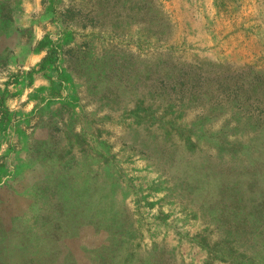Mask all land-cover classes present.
<instances>
[{"label":"rangeland","instance_id":"rangeland-1","mask_svg":"<svg viewBox=\"0 0 264 264\" xmlns=\"http://www.w3.org/2000/svg\"><path fill=\"white\" fill-rule=\"evenodd\" d=\"M31 22L0 87L50 61L23 129L72 215L53 263L264 264V0H43Z\"/></svg>","mask_w":264,"mask_h":264},{"label":"crops","instance_id":"crops-1","mask_svg":"<svg viewBox=\"0 0 264 264\" xmlns=\"http://www.w3.org/2000/svg\"><path fill=\"white\" fill-rule=\"evenodd\" d=\"M42 3L43 0H0V62L7 60V54L11 58L15 55V61L18 60L20 44L17 36L19 34L22 37L26 28L24 23H32V17L41 11ZM25 74L10 73L0 87V170H15L18 176L16 180L26 174L29 183L26 187L19 183L12 187L0 182V264H59L53 263V248L49 247V236L53 233L54 222L71 218L72 215L53 214V179L52 170H49L47 144H42L41 138L34 133L25 134L23 129L27 125L37 127L41 121L33 117L24 120L25 115L40 108L35 97V87L16 85L17 76ZM25 99L27 101L24 102ZM9 113L15 116L8 119ZM25 141L26 151L36 154V149L39 152L42 150L38 162L33 158L29 163L25 160L26 166L31 167V170H20L18 163L23 165L24 157H20L18 153L16 158H8L9 146L7 150L5 145ZM36 141H39L38 148L34 145ZM37 163L45 167L36 170ZM12 173L13 171L7 175ZM3 180L1 177V181ZM9 191L16 195L15 203H12V198L7 202ZM2 194L6 195L4 199Z\"/></svg>","mask_w":264,"mask_h":264},{"label":"trees","instance_id":"trees-1","mask_svg":"<svg viewBox=\"0 0 264 264\" xmlns=\"http://www.w3.org/2000/svg\"><path fill=\"white\" fill-rule=\"evenodd\" d=\"M50 63V61L49 60H42V61H40L39 63H38V65L33 69V70H31V71H29L28 73H26L25 75H23V76H17V79H18V81H17V86H21V87H24V86H26L25 85V83H27V84H29V83H31L33 80H35V79H39L38 77H39V69L40 68H44L45 67V65H46V63ZM38 68V69H37ZM42 75H44L43 77L44 78H46V79H48V74L46 75L45 73H43ZM27 86H29L30 87V85H27ZM52 88L51 87H47L45 90H47V92L46 93H50V91H53V90H51ZM44 90V89H43ZM37 92H42V89L40 88V89H36V94H37ZM8 117V119H10V118H12V117H14L15 116V114H11V113H9L8 115H7ZM29 116H31L30 114L29 115H25L24 116V120L25 119H30L29 118ZM52 121L50 120L49 121V123H51ZM26 124V123H25ZM24 138V137H23ZM37 142H39V141H36L35 143H34V145H37L38 143ZM27 142L25 141V142H18V143H16V146H15V148L12 146L11 147V150L12 151H14V153L16 154H18V151H20V150H22V149H24L25 150V148H26V144ZM42 143V142H41ZM50 142H45L44 144H49ZM35 148H37V146H35ZM49 150H50V147L48 148V152H49ZM25 152H26V150H25ZM16 154V155H17ZM70 219V217H66L65 219H63V220H65V221H68Z\"/></svg>","mask_w":264,"mask_h":264}]
</instances>
